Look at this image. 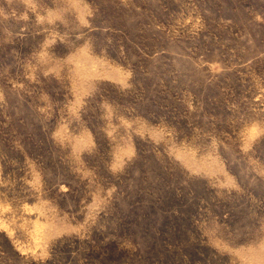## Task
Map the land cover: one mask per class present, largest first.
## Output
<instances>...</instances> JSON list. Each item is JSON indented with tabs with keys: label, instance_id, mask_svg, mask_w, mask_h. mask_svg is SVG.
I'll list each match as a JSON object with an SVG mask.
<instances>
[{
	"label": "rangeland",
	"instance_id": "rangeland-1",
	"mask_svg": "<svg viewBox=\"0 0 264 264\" xmlns=\"http://www.w3.org/2000/svg\"><path fill=\"white\" fill-rule=\"evenodd\" d=\"M0 264H264V0H0Z\"/></svg>",
	"mask_w": 264,
	"mask_h": 264
}]
</instances>
